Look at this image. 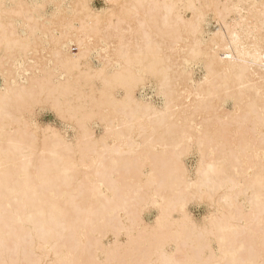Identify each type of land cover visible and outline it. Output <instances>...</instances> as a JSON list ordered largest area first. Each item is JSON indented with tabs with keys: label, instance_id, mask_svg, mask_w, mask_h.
<instances>
[{
	"label": "bare ground",
	"instance_id": "1",
	"mask_svg": "<svg viewBox=\"0 0 264 264\" xmlns=\"http://www.w3.org/2000/svg\"><path fill=\"white\" fill-rule=\"evenodd\" d=\"M91 3L0 0V264H264V0Z\"/></svg>",
	"mask_w": 264,
	"mask_h": 264
},
{
	"label": "rangeland",
	"instance_id": "2",
	"mask_svg": "<svg viewBox=\"0 0 264 264\" xmlns=\"http://www.w3.org/2000/svg\"><path fill=\"white\" fill-rule=\"evenodd\" d=\"M91 5H92V7L94 9H100V8L103 7L104 3H103V0H92ZM52 7H53L52 5H47V7L43 11V13H44L45 16L52 15V13L54 11V8H52ZM70 52L72 54H77L78 53L77 47L75 45L71 46ZM93 65H94V67H97L98 66V62L96 60H93ZM202 73H203V70L200 67H198L197 69H195V74H194V78H196L195 80H199L202 77L201 75H203ZM2 87H3V79L0 77V88H2ZM140 90H142V91H140ZM140 90L139 91L141 92V94L138 93L139 91L137 92L138 97H140L139 95H142L144 97L147 96L148 98L153 97V99L155 100L154 103L157 106H160L161 105V100L158 101L157 96L152 91H150V89L148 87H146L144 89L141 88ZM122 95H123L122 91H119L118 94H117L118 97H121ZM154 97H156V98H154ZM227 103H226V107L229 110L232 109V103H231V101H228ZM41 111H42V113H40ZM34 120L39 125L40 128H44V127H47V126H51V127L55 128V129L58 128L57 130H59L63 135H65L66 137H68L69 140H71L73 138L74 131L72 129H70V127H67L65 124H62L64 122L55 114V112L52 111V109L48 108L47 106H38L36 108L35 114H34ZM100 128H101L100 126H96L94 128V130L96 131V135L97 136H100V134L102 133V130H101L102 128L101 129ZM65 132H66V134H65ZM194 156L196 157V155H191L186 160V165H187L188 169L191 170V171L195 168L194 166H196V162H197V157L195 158ZM207 211H208V208L206 207V205H203V204L201 205L199 203H193V204H191L189 206V212L192 213L191 215L196 220H200L205 215V213ZM156 215H157V213L154 210H151V211L148 210L146 212V214L144 215L146 218L143 217L144 218V221L146 223H152L154 221ZM150 220H151V222H150ZM112 239L113 238H111V237L108 238V240H106V243H110V241L112 242ZM122 239H124V238H122Z\"/></svg>",
	"mask_w": 264,
	"mask_h": 264
}]
</instances>
